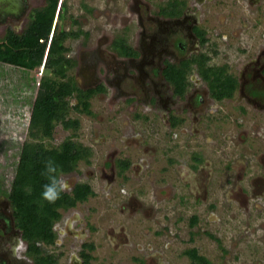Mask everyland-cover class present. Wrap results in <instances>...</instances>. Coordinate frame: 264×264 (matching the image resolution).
<instances>
[{
    "label": "rangeland",
    "instance_id": "obj_1",
    "mask_svg": "<svg viewBox=\"0 0 264 264\" xmlns=\"http://www.w3.org/2000/svg\"><path fill=\"white\" fill-rule=\"evenodd\" d=\"M62 1L65 6L64 17L60 20L63 29L88 32V36L80 35L75 39L70 37L64 42L68 49L67 55L75 59L76 62L82 52L86 51L90 54L94 44L98 41L102 43L105 38H116L126 34L129 44H133L135 41L136 25L134 17L130 15V12L133 11L130 10L129 5L133 2L135 8L134 0L128 2L125 0ZM142 1L152 14H155L157 8L162 7L166 2V0ZM241 2L239 1L235 7H231L227 2L222 6H214L212 3L211 11L216 19L209 20L206 17L207 13L203 14V26L207 31L208 38V43L204 48L212 57L213 52L211 51L218 52V56L211 60L212 64L224 63L232 57L235 59L238 56L235 52L236 48L241 49L239 45L249 50L253 46L254 50L252 51L257 52V48L264 43L262 42L264 0L255 6L256 10H251L252 14L244 11L246 4ZM44 4L45 0H26L27 10L19 23L0 24V38L3 37L7 28L21 33L28 22L29 12L41 8ZM74 19L75 23L72 22ZM126 19L129 21H125ZM124 28L127 29V33L122 31ZM249 37L250 39L247 41L246 39ZM106 47L109 48V46ZM42 70V65L25 70L0 64V196L5 199H7L6 195L14 175V165L17 162L21 144L25 140H30V138L28 139V124L31 104L37 93ZM91 81L96 80L91 79ZM71 104L73 102L70 100ZM234 104L235 102L232 101L217 103L210 99L203 111L198 114L191 113V116L197 114L193 124L194 131L197 133L192 137L188 136L191 131L189 122L191 120L188 115L185 117L186 123L182 125V128L187 131L173 135L175 130L169 129L165 116L162 114L151 113L148 110L143 112L141 111L143 107L133 111L131 102L113 101L108 94L96 96L91 100L92 114L90 116L70 110L67 117L78 120L77 128L65 130L61 124H56L52 137L44 140V145L57 147L64 140L70 139L91 149L92 155L89 154L91 157L87 161L78 162L74 172L63 175V177L68 183L72 182L71 185L77 181L91 183L96 198L82 203L83 208L82 204H79L78 208L69 212L74 211L79 217L88 212V218H91L95 213L96 216H100L101 221L117 218L120 210L116 208L115 211H112L110 208H112V204L114 207L118 205L114 201L117 192L122 187L120 186L121 178L115 165L108 167L105 163L109 164L112 158L113 162L126 158L135 166V170L140 169L139 166L142 167L144 164L149 167L148 171L146 168L141 169L144 171L142 180L135 181L129 177L130 181L135 184L129 183V187L135 193V195L132 193L133 197L137 201L141 200V203L146 208H150L149 211L152 213L154 206L159 205L164 208L159 207L156 215L153 214V223H159L155 226L159 234L157 237L158 250L156 249L155 253L158 264H193L185 254L190 249H195L197 254L206 258L210 264H264V203L260 201L261 198L256 199L255 204H261L263 208L260 210L252 208L249 212H244V210H236L226 203V195L221 192L223 180L218 190L221 195L218 197L209 195L207 198H203L202 202L194 201L187 194L182 193L181 196L180 192L176 189L171 190L168 186L169 184L176 186L177 180L172 178L175 174L190 181L187 169L190 153L199 154L198 151L201 149L204 158L210 159L212 163L217 161L215 156L217 151L220 156L226 157L224 152L220 151L224 145L222 142L228 140L226 137L233 138L235 135L233 121L236 118V112L234 113L236 108ZM136 114H141L139 119L135 118ZM140 139L145 141L144 145L150 147L152 152L146 154L134 146L135 140ZM150 153L154 154L153 158H150ZM222 161L220 157V162ZM90 173L95 176L88 178ZM133 173L135 171L131 168L125 176H131ZM99 174L118 177H115L117 180H115L111 191H108L106 180L104 177L100 179ZM124 187L126 186L124 185ZM156 187V191L161 189V192L152 193V188ZM215 203H218L217 207ZM125 206L127 207V205ZM86 207L88 210L85 211ZM192 216L198 219V222L193 226L189 221ZM92 219H95V216ZM145 219L146 221L151 220L152 214L151 218L146 217ZM149 225L151 227V224ZM153 225L151 230L155 228ZM208 234L214 238L209 237ZM142 235L145 238V235ZM70 240L72 239L70 238ZM140 240L139 235L136 241ZM99 241L102 242L101 245L97 243L98 241H91L98 249L97 252H93V264H108L112 252L109 249L104 250L105 247L100 248V246H105L106 239L103 236ZM155 241V239L152 240L150 244H154ZM69 242L71 241L67 243ZM60 249L61 247L56 245L45 247V251L56 255L54 256L58 258L57 264H62L64 259L58 257ZM71 251V254L74 255L77 252V247ZM22 253H24V249H22ZM117 253L113 256L116 259L115 264L157 263L155 261L152 263L141 262L136 248L132 253L127 247H123L121 252ZM23 256L25 257L26 254L24 253ZM25 258L30 260L28 256Z\"/></svg>",
    "mask_w": 264,
    "mask_h": 264
},
{
    "label": "flooded vegetation",
    "instance_id": "obj_2",
    "mask_svg": "<svg viewBox=\"0 0 264 264\" xmlns=\"http://www.w3.org/2000/svg\"><path fill=\"white\" fill-rule=\"evenodd\" d=\"M239 1L246 4L244 11H248L250 14H252L251 10H256L255 6L263 2V0H166L163 6L157 8L156 13L152 14L142 0H134L135 8L133 2L129 4L130 10L133 11L129 14L134 17L136 25L134 31L136 38L133 44H129L128 36L125 34L128 31L124 28L125 30L122 31H125L123 32L125 35L116 38H105L102 43L96 42L90 54L86 51L80 54L78 62L70 58L67 55L68 50L66 51V57L72 62L68 72L80 93H72L67 98L69 105L70 100L73 102L70 105L72 108H76L79 103L77 97L87 102L88 113L76 109L71 110L88 116L92 114L90 110L91 100L99 95L108 94L116 102H131L133 111L143 107L141 110L143 112L148 110L151 113L165 116L169 129L175 130L173 135L187 131L182 128V125L186 123L185 117L188 115L191 120L189 121L191 127L189 137L195 136L197 133L194 131L193 126L196 120L195 116L203 111L210 99L217 103L235 102L236 109L234 113L236 112L237 118L233 121L235 135L233 138L227 136L228 140H225V143L221 141L224 145L222 150H219L222 153L224 152L226 157L220 156L217 151L215 154L217 161L212 163L210 159L204 158L201 149L198 151L199 154L196 152L190 153L189 164L187 165L191 176L188 177L190 181L175 174L172 178L177 180L176 186H172V184L168 186L171 190L176 189L180 192L181 196L182 193L187 194L194 201L202 202L203 198H207L209 195L215 197L221 195L218 190L223 180L221 186L223 189H220L226 195V203L236 210L242 209L244 212H249L252 208L255 210L263 208L261 204H255L256 199L261 198L260 201L264 203V43L257 48V52L252 51L254 50L253 46L249 50L239 45L241 49L236 48L235 50L238 56L235 59L232 57V59L221 64L211 63V60L218 56V52L210 50L213 52L212 57L204 48L205 44L208 43V38L206 36L207 31L203 26V14L207 13L208 16L206 17L209 20L216 19L211 11L212 3L214 6H222L227 2L231 7H235ZM24 15L25 13L17 20L8 19L5 23H19ZM125 21L129 20L126 19ZM72 22L75 23L76 20L74 19ZM78 32V36H88V32L82 33L81 30H78ZM75 38L73 37V39ZM249 39L250 37L246 40ZM262 40L264 42V34ZM102 45L109 46V48ZM253 53L255 55H252ZM201 67L204 69L216 68L218 72L220 69L222 71L220 73L224 76L222 79H228L232 82L230 94L221 99L213 98L208 86L209 80L202 78L199 73ZM170 69L175 70L178 74L181 72L184 74L183 84L180 85L179 90L168 77ZM91 79L96 81L93 82ZM193 112L197 114L191 116L190 114H193ZM140 115L136 114L134 116L139 119ZM227 122L229 121L227 120ZM219 127L222 128L221 125ZM135 141L133 144L136 148L141 149L146 154L152 152L150 147L144 145L145 141L143 139ZM75 143L86 149L88 155H92L90 148L79 142ZM88 155L87 159L91 157ZM153 156L154 154L150 153V158H153ZM220 157L223 160L222 162H220ZM80 161L85 160H79L78 162ZM105 165L108 167L115 165L121 178L120 186L122 187L117 192L114 201L118 205L114 207L112 204V208H110L112 211H115L116 208L120 210L117 218H108L101 221L100 216H96L95 213L92 215V217L95 216V219H92V217L88 218V212L83 216L80 215V217L74 211L69 212L78 208L79 204L96 198L91 183L77 181L71 185L72 182H70L68 183L70 189H68V192L67 190L64 191L70 194L78 184H85L91 191V194L85 200L77 201L72 207L59 209V220H62L61 227L64 230L65 237H70L73 240V242L71 240V246L69 244L68 246L74 249L77 241L81 243L77 246L79 249L77 251L79 252L78 255L74 254L70 258L71 264H93V252H97L98 249L95 248L92 242L98 241L97 243L101 245L102 242L99 240L102 236L107 240L104 233L114 234V232L115 235L117 232L121 233V241L112 244L115 245L114 249L127 247L133 253L134 248H136L141 262L152 263L155 261L158 264L155 256L158 250L157 237L159 235L155 226L158 222L153 223V218L160 206H154V208L151 206L153 208L152 213L149 211L150 208H146L141 203V200L137 201L133 197L132 193L134 195L135 193L129 187L130 178L135 181L142 180V172L144 171H141V169L146 168L148 171V165L144 164L142 167L139 166L140 169L135 170V166L126 158L114 162L112 158V161L109 164L105 163ZM122 165L124 166L121 167ZM211 165L213 166L211 167ZM173 166H175L174 163ZM131 168L135 173L126 177L125 174ZM94 176L90 173L88 178ZM98 176L100 179L104 177L105 182L108 184L107 187L105 186L108 191L112 190L115 180L118 178L115 175L99 174ZM156 189L157 187L152 188L151 192L154 193ZM156 192H161V189ZM215 205L217 207L218 203H215ZM81 207H84L83 204ZM84 210H88L87 207ZM135 214L136 217H134ZM151 214L152 219L146 221L145 218H151ZM194 218L195 222L192 224ZM65 221L67 224L63 226ZM189 221L190 225L193 226L198 222V219L192 216ZM149 224H151V227L154 224L153 228H155L151 230ZM136 229L140 230L139 233ZM57 230L59 231V228ZM142 234L145 235V238ZM139 235L141 240L136 241ZM208 236L214 238L212 235L208 234ZM154 239L156 240L155 243L150 244ZM215 240L219 242V240ZM104 243L105 246H100L101 249L104 247V250L112 249L109 239ZM85 244L91 245L92 248H84ZM22 249L25 253V243L21 239L20 231L15 226L10 203L0 196V264H22L21 259H16L24 257ZM115 261L116 259L111 258L107 263L115 264Z\"/></svg>",
    "mask_w": 264,
    "mask_h": 264
},
{
    "label": "trees",
    "instance_id": "obj_3",
    "mask_svg": "<svg viewBox=\"0 0 264 264\" xmlns=\"http://www.w3.org/2000/svg\"><path fill=\"white\" fill-rule=\"evenodd\" d=\"M45 0L41 8L28 14V22L21 33L7 28L0 38V64L11 65L25 70L42 65V74L37 93L31 104L28 139L20 147L18 159L14 165V175L6 198L12 208L16 228L25 243V254L31 257L33 264H55L56 257L45 251L55 241L53 225L60 219L59 209L69 208L77 201H83L91 194L88 186L78 184L70 194L63 192L58 200L50 203L41 197L42 185L46 182L41 174L44 161L53 158L62 168L63 175L72 172L79 160H87V151L70 139L57 147H46L44 140L52 137L53 128L61 124L62 128L76 129L78 120L68 116L71 109L88 113V103L79 97L78 105L72 108L67 97L79 93L69 70L72 62L66 57L68 50L64 42L75 38L79 32L66 31L60 20L64 17V1ZM176 5V4H174ZM199 63V62H198ZM200 64V63H199ZM217 70V71H216ZM219 69L199 70L202 78L209 80V89L215 99L230 94L232 82L223 80ZM183 72L169 70L168 77L178 90L183 84ZM122 165L121 167H123ZM195 218L192 219V224ZM84 248L91 249L85 244ZM193 264H210L199 256L195 249L185 252Z\"/></svg>",
    "mask_w": 264,
    "mask_h": 264
},
{
    "label": "clouds",
    "instance_id": "obj_4",
    "mask_svg": "<svg viewBox=\"0 0 264 264\" xmlns=\"http://www.w3.org/2000/svg\"><path fill=\"white\" fill-rule=\"evenodd\" d=\"M41 174L46 180L42 185L41 197L43 200L54 203L70 185L63 177L62 168L53 158L44 161Z\"/></svg>",
    "mask_w": 264,
    "mask_h": 264
},
{
    "label": "crops",
    "instance_id": "obj_5",
    "mask_svg": "<svg viewBox=\"0 0 264 264\" xmlns=\"http://www.w3.org/2000/svg\"><path fill=\"white\" fill-rule=\"evenodd\" d=\"M66 175V174H65ZM109 221H111V220H109ZM109 221H107V222H109ZM67 223H66V221L65 222H63V226H65ZM61 225H62V220H59L57 223H55V225H54V228H53V231H54V233H55V241H54V244L53 245H56V246H60L61 247V249L59 250L60 252H59V254H58V257L60 256V257H63L64 259H63V261H62V264H71V256H72V251H71V248L69 247V246H71V243L72 242H69V243H67L68 241H71L70 240V237H65V234H64V230H63V228L61 227ZM109 225L110 226H112L111 225V223L109 222ZM106 226V225H105ZM57 228H59V231L57 230ZM72 230V229H71ZM105 234V236H106V238H107V240L106 241H108V239H109V241H110V243L109 244H111V247H112V249L110 250L111 252H112V257L111 258H114L113 256H115L114 254L115 253H117V254H119L120 252H121V250L123 249V247H121L120 249L118 248V250L117 249H114V247H115V245L113 246L112 244H115V243H117V242H119V241H121V239H120V235H121V233H119V232H117L116 233V235H115V232H114V234L113 233H104ZM117 241V242H116ZM69 244V246H67ZM81 243H79L78 241L76 242V246L75 247H77L78 245H80ZM49 247V246H48ZM108 247H109V245H108ZM79 249H78V247H77V251H78ZM50 253V252H49ZM78 253L79 252H76L75 254L76 255H78ZM50 254H53V253H50ZM19 255V254H18ZM22 255V254H21ZM24 255V254H23ZM53 255H55V254H53ZM56 256V255H55ZM25 257H27V255L25 256ZM24 257V258H25ZM29 257V256H28ZM16 258V259H21V261H22V264H26V263H28V264H33L32 263V259H31V257H29V259L31 260H28L27 258ZM115 259V258H114ZM57 260H58V258H56V264H57Z\"/></svg>",
    "mask_w": 264,
    "mask_h": 264
},
{
    "label": "water",
    "instance_id": "obj_6",
    "mask_svg": "<svg viewBox=\"0 0 264 264\" xmlns=\"http://www.w3.org/2000/svg\"><path fill=\"white\" fill-rule=\"evenodd\" d=\"M26 10V0H0V24L8 19H19Z\"/></svg>",
    "mask_w": 264,
    "mask_h": 264
}]
</instances>
